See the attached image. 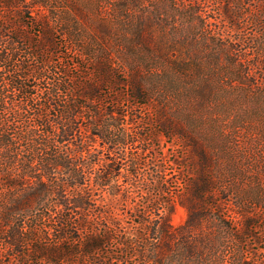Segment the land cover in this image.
<instances>
[{"label": "trees", "instance_id": "1", "mask_svg": "<svg viewBox=\"0 0 264 264\" xmlns=\"http://www.w3.org/2000/svg\"><path fill=\"white\" fill-rule=\"evenodd\" d=\"M0 3L18 6L16 0ZM254 4L245 3L250 9L245 13L243 5L228 1L220 13L239 31L243 16H251L257 28L250 47L264 52V0ZM3 37L0 70L16 63L7 87L24 94L14 101L5 87L0 89V235L19 264H249L245 237L257 239L253 230L264 225V217L252 211L227 215L223 205L230 189L213 174L211 159L197 140L191 139V175L173 192L155 155L142 161L125 149L136 139L182 134L177 127L169 131L163 116L156 132L143 135L133 129V108L150 105L139 80L117 78L109 55L98 53L89 55L88 74L53 75L44 64L27 65L30 55L42 54L40 45L30 44L12 21L0 25ZM22 42L30 51L20 59ZM30 70L38 80L50 81L35 98L29 91L35 87L28 83ZM107 82L122 84L126 92L116 93L130 104L118 97L104 103L99 94ZM149 164L152 170H140ZM135 177H142L145 186L136 188ZM175 200L186 211L179 225L171 222ZM122 201L133 212L129 221L120 212ZM229 237L236 248L228 244ZM206 252L217 258L204 259Z\"/></svg>", "mask_w": 264, "mask_h": 264}, {"label": "rangeland", "instance_id": "2", "mask_svg": "<svg viewBox=\"0 0 264 264\" xmlns=\"http://www.w3.org/2000/svg\"><path fill=\"white\" fill-rule=\"evenodd\" d=\"M228 1L243 5L245 13L250 10L245 3L255 5L254 0H16V9L0 3V25L12 21L30 37V44H39L42 54L30 55L27 65L44 64L53 75L54 71L74 77L88 74L89 55L108 54L117 78L133 77L146 89L150 105L133 108L137 115L129 117L136 121L133 129L143 135L156 132L158 117L163 116L169 131L177 127L182 133L154 141L136 139L125 149L140 154L142 161L155 155L173 192L191 175L187 164L191 171L194 138L211 159L213 174L227 182L230 191L223 205L227 215L252 211L264 217V52L250 47L257 28L251 16H243L239 31L220 13ZM5 42L0 38V50ZM22 49L20 59L30 51ZM77 62L84 67L77 68ZM16 66L1 68L0 89L5 87L19 101L24 94L7 87L9 72ZM29 73L28 83L35 85L29 91L35 98L50 81ZM117 91L125 93L126 88L107 82L99 95L106 104L117 97L130 104ZM140 117L146 122H139ZM148 167L153 169L149 164L140 170ZM135 181L136 188L145 186L142 177ZM176 200L171 222L179 225L186 211ZM119 207L131 220L133 212L124 201ZM253 233L257 239L245 237L249 264H264V225ZM2 240L0 235V264H19L15 250ZM229 240L236 248L234 239ZM203 258L217 257L206 252Z\"/></svg>", "mask_w": 264, "mask_h": 264}]
</instances>
